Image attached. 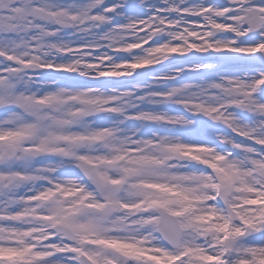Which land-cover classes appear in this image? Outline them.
<instances>
[{
  "label": "rangeland",
  "instance_id": "rangeland-1",
  "mask_svg": "<svg viewBox=\"0 0 264 264\" xmlns=\"http://www.w3.org/2000/svg\"><path fill=\"white\" fill-rule=\"evenodd\" d=\"M144 7L145 0H0V217L10 220L8 233L0 234V264H76L80 254L95 264H118V253L129 257L127 264H218L224 247L232 251L231 264L264 261V91L258 93L256 76L247 71H209L215 62L182 63L181 70L166 67L167 77L151 72L137 84L110 86L103 76L160 64L171 59L166 51L186 49L162 42L152 61V44L143 42L152 33L150 17L119 23L132 18L129 9ZM99 50L102 59L95 58ZM27 62L63 76L12 72ZM206 75L223 109L183 94L184 85L206 82ZM246 99L252 104L244 118L236 106ZM80 100L96 115L80 117ZM197 112L213 123L189 117ZM62 114L72 116L74 127ZM201 136L217 142L196 143ZM224 139L235 143L234 151L221 147ZM5 146L14 150L9 159L1 155ZM176 153L191 162L162 164ZM78 161L90 164L91 180L64 175ZM209 172L221 182L230 227L210 200ZM156 206L179 218V249L155 235ZM56 222L75 231L76 244L52 235Z\"/></svg>",
  "mask_w": 264,
  "mask_h": 264
},
{
  "label": "flooded vegetation",
  "instance_id": "flooded-vegetation-1",
  "mask_svg": "<svg viewBox=\"0 0 264 264\" xmlns=\"http://www.w3.org/2000/svg\"><path fill=\"white\" fill-rule=\"evenodd\" d=\"M174 1V2H173ZM220 0H214L211 4V8L199 9L198 12V22L191 26L194 30H199V23H207L214 27L223 28L229 32H236L238 25L241 23V17L244 15L246 10H248L250 5V0H240L234 6L229 7L228 9L218 8ZM174 4L177 12H184L185 10L190 11V4L183 2V0H152V24L161 23L163 34L162 38L165 36V29H170L176 27L179 30V34L182 35V39L186 36L197 43H204V35L200 34L195 36L193 31L187 30V22L182 18L173 17L175 11H168L167 5ZM172 4V5H173ZM168 11V12H167ZM221 11H224L225 14H222ZM188 32L191 33L188 35ZM195 32H200L195 31ZM208 38L209 35L206 34ZM213 51L216 53L228 52L235 54L237 50L236 39L237 37H226L222 35L214 36L213 38ZM240 39V38H239ZM249 42V41H248ZM250 55V54H249ZM261 57H264L260 55Z\"/></svg>",
  "mask_w": 264,
  "mask_h": 264
},
{
  "label": "water",
  "instance_id": "water-1",
  "mask_svg": "<svg viewBox=\"0 0 264 264\" xmlns=\"http://www.w3.org/2000/svg\"><path fill=\"white\" fill-rule=\"evenodd\" d=\"M144 68H142V70H138V72L136 73V75L134 76V78L127 80L130 82H133L136 80V77L140 74H142L144 72L143 70ZM21 70L27 71V72H39V71H46L48 73H52L55 72L54 70H44L42 67L36 65V64H28L26 66H22ZM84 109L82 111V115L84 116H88V115H92L94 113V110L92 107H90L89 105H86L85 103L80 102L79 103ZM243 111L247 110V107H243L241 108ZM198 118L202 121H207L208 117H203V116H198ZM5 155H10V151L7 150V152L5 153ZM173 160H177V161H188V157L187 156H182V155H176V156H172L169 158L165 159V163L168 161H173ZM70 173H74V174H79V175H84L85 177L89 178L91 177V172L89 171V168L87 165L83 164V165H75L73 167H71L68 170ZM155 212L160 216L161 218V223H160V227H161V232L163 233V235H165L166 240L168 241L169 244L173 245V246H177L178 242H179V238H180V227L178 225V222L176 220L175 217L167 214L165 211H163L162 209H155ZM167 223V227L170 229L168 234L167 232L163 229L164 227V223ZM57 232L60 233H64L66 235V238L69 241H74V235L71 233V231L69 229H67L66 227L63 226H58L57 227ZM127 258L123 255H119L118 256V262L119 263H124L127 262ZM82 264H92L90 263L88 260L86 259H82Z\"/></svg>",
  "mask_w": 264,
  "mask_h": 264
},
{
  "label": "bare ground",
  "instance_id": "bare-ground-1",
  "mask_svg": "<svg viewBox=\"0 0 264 264\" xmlns=\"http://www.w3.org/2000/svg\"><path fill=\"white\" fill-rule=\"evenodd\" d=\"M115 23V21H112L111 23H109V25L113 26L112 24ZM91 34V32H90ZM93 36H95L94 34H92ZM90 46V50H92L93 48H98V44H96L94 41L93 43L89 44ZM109 50V49H105ZM93 51V50H92ZM95 51V50H94ZM57 54L59 55H64L63 51L61 49L58 50ZM95 58H104V54H100V50L99 52L97 51V53L95 52ZM98 59V60H100ZM105 62V61H104ZM127 70H124L122 73H127ZM252 74L258 77L263 76L264 71H252ZM95 76H91L89 79L91 82H93V80H95ZM212 76H206L205 79H207L208 81L201 83L200 81H197L196 83H189L183 86V94L186 97H189L191 99L197 100V101H202V100H206L208 102H213L215 106H217L219 109H223L224 108V104L221 100L216 99V96L210 94V90L215 88V83L213 80H211ZM62 119L63 121L69 126V127H74V123H73V118L71 115H63L62 114ZM226 128H223V130H225ZM226 131V130H225ZM229 132L231 133H235L234 131L229 130ZM228 133V132H227ZM237 138L241 139V137L239 136L238 133H236ZM196 140V143L199 144H204L206 146H211L213 144H215L217 142V140L215 138H211V137H206V136H201V137H195L193 138ZM249 140V139H248ZM251 144L253 143V140L250 141ZM195 258H197L195 256Z\"/></svg>",
  "mask_w": 264,
  "mask_h": 264
}]
</instances>
